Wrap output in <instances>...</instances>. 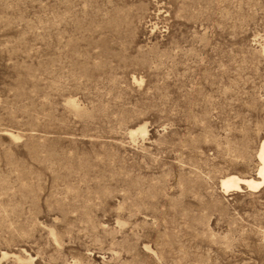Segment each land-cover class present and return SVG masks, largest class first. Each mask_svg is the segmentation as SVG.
I'll return each mask as SVG.
<instances>
[{
  "label": "rangeland",
  "instance_id": "obj_1",
  "mask_svg": "<svg viewBox=\"0 0 264 264\" xmlns=\"http://www.w3.org/2000/svg\"><path fill=\"white\" fill-rule=\"evenodd\" d=\"M263 140L264 0H0V264H264Z\"/></svg>",
  "mask_w": 264,
  "mask_h": 264
},
{
  "label": "bare ground",
  "instance_id": "obj_2",
  "mask_svg": "<svg viewBox=\"0 0 264 264\" xmlns=\"http://www.w3.org/2000/svg\"><path fill=\"white\" fill-rule=\"evenodd\" d=\"M137 132H140L142 134L146 133L145 125H138L137 127L130 130L131 135H134ZM257 158L259 160V165L255 173L256 177H246L240 176L235 173H228L224 176L222 175V177L220 178V187L224 191H239L242 190L243 187L250 190H256L257 188L259 189V187L264 186V140L260 144L259 150L257 152Z\"/></svg>",
  "mask_w": 264,
  "mask_h": 264
}]
</instances>
